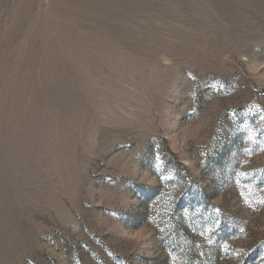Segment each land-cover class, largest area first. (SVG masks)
<instances>
[{
  "label": "rangeland",
  "instance_id": "rangeland-1",
  "mask_svg": "<svg viewBox=\"0 0 264 264\" xmlns=\"http://www.w3.org/2000/svg\"><path fill=\"white\" fill-rule=\"evenodd\" d=\"M0 264H264V0H0Z\"/></svg>",
  "mask_w": 264,
  "mask_h": 264
}]
</instances>
